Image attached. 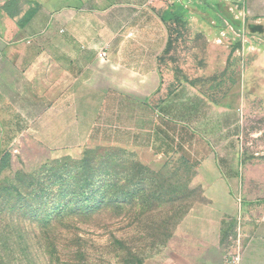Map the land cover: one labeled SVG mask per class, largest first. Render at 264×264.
<instances>
[{
    "label": "crops",
    "instance_id": "crops-1",
    "mask_svg": "<svg viewBox=\"0 0 264 264\" xmlns=\"http://www.w3.org/2000/svg\"><path fill=\"white\" fill-rule=\"evenodd\" d=\"M14 2V9L8 10L6 0H0V137L48 139L60 149L122 148L144 154L154 164L186 161L201 171L214 202L213 217L237 220L240 264H264V197H245L240 184L241 151L233 141L236 133L230 131L229 94L203 89L176 68L166 82V67L159 66L170 56L169 27L185 22L180 16L186 1L61 0L60 18L48 15L37 0ZM199 2L219 16L213 19L217 25L236 26L249 39L264 38V0L188 4L198 8ZM30 6L47 21H31V16L11 33L17 10L24 13ZM231 9L240 19L228 13ZM199 22L209 25L208 19ZM210 31L205 36L215 37ZM34 33L35 38L30 37ZM244 42L230 49L212 45L202 57L205 66L199 78L223 74L236 52L247 58L254 49V62L248 68L238 65V72L243 86L246 75L253 73L261 87L264 51ZM163 91L170 93L160 98ZM253 180L262 182L260 170ZM195 240L222 256L216 227L198 231Z\"/></svg>",
    "mask_w": 264,
    "mask_h": 264
},
{
    "label": "rangeland",
    "instance_id": "rangeland-1",
    "mask_svg": "<svg viewBox=\"0 0 264 264\" xmlns=\"http://www.w3.org/2000/svg\"><path fill=\"white\" fill-rule=\"evenodd\" d=\"M14 1L6 0L8 10L16 6ZM37 1L48 15L61 17V0ZM181 1L188 7L180 16L185 22L169 27L170 56L159 63L166 67L163 77L170 82L176 68L203 89L229 94L230 131L236 133L233 141L241 151L240 184L245 197H264V72L261 87L253 73L246 75L243 86L238 72V65L248 68L254 62L255 50L247 58L236 52L223 74L199 78L205 66L202 57L212 45L230 49L245 41L264 51V38L249 39L236 26L217 25L213 19L219 16L206 6ZM33 10H17L11 33L31 16V21H47ZM228 13L240 19L234 9ZM199 19H208L209 25ZM209 29L215 37L205 36ZM56 32L60 34V26ZM169 93L163 91L160 98ZM259 170L260 184L253 180ZM200 172L180 159L154 164L146 155L122 148L60 149L48 139L0 137V264H223L240 244L238 222L213 217L214 202ZM214 227L222 256L195 240V233Z\"/></svg>",
    "mask_w": 264,
    "mask_h": 264
},
{
    "label": "built area",
    "instance_id": "built-area-1",
    "mask_svg": "<svg viewBox=\"0 0 264 264\" xmlns=\"http://www.w3.org/2000/svg\"><path fill=\"white\" fill-rule=\"evenodd\" d=\"M153 2L154 0H150ZM100 58L104 57V54L99 55ZM241 261V249L240 246L234 248L232 251L228 252L225 257V263L226 264H240Z\"/></svg>",
    "mask_w": 264,
    "mask_h": 264
},
{
    "label": "trees",
    "instance_id": "trees-1",
    "mask_svg": "<svg viewBox=\"0 0 264 264\" xmlns=\"http://www.w3.org/2000/svg\"><path fill=\"white\" fill-rule=\"evenodd\" d=\"M170 47H171V42H170V40L168 41V45H167V49H168V51H169V49H170ZM235 48H233V49H231V54H233L234 52H235Z\"/></svg>",
    "mask_w": 264,
    "mask_h": 264
}]
</instances>
